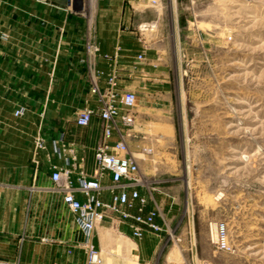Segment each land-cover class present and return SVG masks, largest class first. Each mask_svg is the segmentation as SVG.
<instances>
[{
    "label": "rangeland",
    "instance_id": "obj_1",
    "mask_svg": "<svg viewBox=\"0 0 264 264\" xmlns=\"http://www.w3.org/2000/svg\"><path fill=\"white\" fill-rule=\"evenodd\" d=\"M133 5L150 9L141 23L168 83L160 117L141 114L136 103L134 125L147 128L128 145L141 174L165 181L161 192L174 203H160L169 231L145 241L109 224L100 229L94 242L103 264H264V0ZM9 242L16 255L0 258L19 264H46L50 255L60 264L86 262L82 249L48 236L36 248ZM139 247L148 254L130 256Z\"/></svg>",
    "mask_w": 264,
    "mask_h": 264
},
{
    "label": "crops",
    "instance_id": "obj_2",
    "mask_svg": "<svg viewBox=\"0 0 264 264\" xmlns=\"http://www.w3.org/2000/svg\"><path fill=\"white\" fill-rule=\"evenodd\" d=\"M134 1L90 0L81 9L72 0H0V256L16 255L9 241H27L36 248L45 236L81 250L84 233L55 193L51 174L53 166L70 168L76 183L82 172L90 178L97 172L94 151L102 140L103 122L95 115L89 126H78L82 111L98 113L115 89L135 92L138 104L144 105L141 114L161 116L168 69L142 28L143 12L150 9H135ZM88 43L99 51L88 53ZM20 108L25 113L16 116ZM145 128L135 124L128 144ZM61 138L62 149L74 150L69 165L54 151L53 141ZM37 139L45 142L44 150L36 147ZM116 140L114 135L111 143ZM141 145L138 142L139 149ZM102 184H111L110 175ZM159 194V204L173 205L171 195ZM103 198L109 200L108 190ZM107 224L136 240L130 223L104 221L96 227L93 242ZM154 235L148 232L143 240ZM147 252L139 247L137 255L130 256L142 258ZM59 262L50 255L46 264Z\"/></svg>",
    "mask_w": 264,
    "mask_h": 264
},
{
    "label": "built area",
    "instance_id": "obj_3",
    "mask_svg": "<svg viewBox=\"0 0 264 264\" xmlns=\"http://www.w3.org/2000/svg\"><path fill=\"white\" fill-rule=\"evenodd\" d=\"M90 0H72L77 8H87ZM156 2V0H154ZM142 28L148 29V26ZM87 51L94 54L99 51L95 44H87ZM143 59V54L139 55ZM115 85V83H113ZM137 94L135 92L120 93L112 89L107 98L103 100L100 111L93 109L82 111L76 120L80 127H87L95 115H98L103 122L102 140L94 151L98 165L94 177H88L84 172L78 177L75 183L71 177L70 168L52 167L51 180L54 191L57 193L63 204L70 211L73 220L82 232L85 240L78 244L86 255L85 264H103L101 250L93 242L96 227L112 219L121 223H130L132 235L136 239H142L146 233L162 234L168 229V221L162 213L159 202L154 198L155 193L161 192V185L165 182L159 178L148 179L141 174L139 164L133 159L130 153L127 136L135 123V106ZM24 108L15 112L16 116H22ZM117 135V140L112 144L111 139ZM63 139L53 141L54 151L64 156L65 163L70 164L74 160V150L60 147ZM38 149H45V142L42 139L36 140ZM71 155L67 157L65 153ZM110 175L111 184L104 186L102 180ZM146 188V193L141 190ZM108 190L109 200L103 198V192ZM83 195V198L78 196ZM151 198V199H150ZM150 200L154 206L146 210ZM225 232L221 226L220 231ZM170 237H173L170 231ZM218 234V231H217ZM46 241V239H42ZM228 242L220 248H227ZM0 264H19L16 260L0 258Z\"/></svg>",
    "mask_w": 264,
    "mask_h": 264
},
{
    "label": "bare ground",
    "instance_id": "obj_4",
    "mask_svg": "<svg viewBox=\"0 0 264 264\" xmlns=\"http://www.w3.org/2000/svg\"><path fill=\"white\" fill-rule=\"evenodd\" d=\"M214 228V230H215V227H213ZM226 228V227H225ZM216 234V233H215ZM227 247V246H226ZM221 250H224V249H227V248H220Z\"/></svg>",
    "mask_w": 264,
    "mask_h": 264
}]
</instances>
